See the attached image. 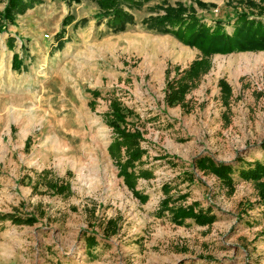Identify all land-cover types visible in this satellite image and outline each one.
Returning a JSON list of instances; mask_svg holds the SVG:
<instances>
[{"label":"rangeland","instance_id":"rangeland-1","mask_svg":"<svg viewBox=\"0 0 264 264\" xmlns=\"http://www.w3.org/2000/svg\"><path fill=\"white\" fill-rule=\"evenodd\" d=\"M7 3L0 0V213L36 220H0V264H264V204L256 183L240 176L256 160L264 163V50L211 55L210 70L183 104L168 106V78L204 55L143 24L182 5L210 25L223 20L232 33L235 15L252 10L247 0H151L117 33L97 25L95 0L71 7L42 0L11 20L2 16ZM69 12L75 20L58 36ZM14 29L11 51L5 39ZM26 44L27 70H10L14 46ZM222 79L231 86L227 101ZM115 97L130 111L128 127L143 133L147 153L136 171L153 173L137 179L145 202L108 150L115 135L104 115ZM200 156L234 163V189L199 168ZM51 182L69 188L61 192ZM167 196L170 205L210 207L217 219L176 224L168 211L159 213ZM111 219L116 233L106 228ZM88 235L96 246H87Z\"/></svg>","mask_w":264,"mask_h":264},{"label":"trees","instance_id":"trees-1","mask_svg":"<svg viewBox=\"0 0 264 264\" xmlns=\"http://www.w3.org/2000/svg\"><path fill=\"white\" fill-rule=\"evenodd\" d=\"M69 7L73 3H80L82 0H63ZM98 3L99 10L94 15L97 25L106 23L107 27L114 33L124 31L128 25L136 22L135 10L141 9L151 0H95ZM42 3V0H8V3L2 13L5 19H14L18 14L25 13L28 9ZM202 7L214 6L213 3L200 1ZM247 6L252 10L235 15L233 22L234 30L229 33L223 20L218 19L214 25L200 18L194 10L188 12L186 7L168 5L164 8L163 14L149 16L143 19L149 29L157 30L164 34H171L187 45L199 48L204 57L194 60L187 68L180 71L177 76L168 78L166 85L165 101L168 106H174L177 103L184 102L186 94L196 86L197 82L206 74L211 67L210 56L215 53H231L241 51H261L264 50V20L257 19L256 16L264 15V4L257 3L255 0H247ZM256 10V13L255 11ZM253 16L252 18H250ZM75 20V16L69 12L62 20V29L57 33L63 36L66 33V27ZM88 19L83 18L74 25H84ZM231 21V20H230ZM229 21V22H230ZM59 48L63 43L59 44ZM13 68L21 69L23 65L22 58L18 53L13 55ZM169 73V71H168ZM167 73V76H168ZM220 85L224 97L231 96V86L224 80H220ZM92 94L95 98L101 95V91L94 89ZM93 102V101H92ZM130 111H127L118 98L110 100V108L104 117L107 124L114 130V139L108 146L109 153L114 158L118 168L119 175L124 178L125 184L133 194L142 201H147L148 195L137 189V179L144 177L152 178V172L147 169L136 171L137 162L141 163L147 153L141 141L143 133L138 130H132L128 127L127 121ZM30 139V138H29ZM26 142V148L30 145V140ZM264 150V139L261 142ZM199 168L209 169L217 174L219 179L231 190L234 189L233 174L236 171L234 163L218 162L209 156H200L195 159ZM240 176L245 180H252L259 189L261 202L264 204V163L256 160L249 167L240 170ZM49 187L56 188L64 192L69 188L67 184L50 183ZM170 188L165 185L164 191L169 192ZM172 198L167 196L161 201L159 213L162 215L168 211L174 223L182 225L187 218H193L199 225H208L216 221L217 216L211 208H198V203L190 205H170ZM0 220H11L15 224H33L36 220L34 216L19 215L16 212L0 213ZM112 227V233L118 230L117 222L109 220L106 228ZM107 230V229H106ZM87 246L93 247L98 244L95 235H88Z\"/></svg>","mask_w":264,"mask_h":264},{"label":"crops","instance_id":"crops-1","mask_svg":"<svg viewBox=\"0 0 264 264\" xmlns=\"http://www.w3.org/2000/svg\"><path fill=\"white\" fill-rule=\"evenodd\" d=\"M18 31H17V29H14L11 33H9V35L7 36V38L5 39V44H6V49L7 50H11L10 49V45H12V44H14V45H16L17 44V40L15 39V38H17L18 37V35H19V33H17ZM33 39H35V38H32V40ZM31 40V41H32ZM30 41V42H31ZM28 44H26L25 45V47L23 46L22 47V49L20 50H17V46H14V48H15V53H18L19 54V57L20 58H22V61H23V65H22V67H21V69H19V70H15L14 68H13V63H11V65H10V70H14V71H18V72H22V71H26L27 70V66H25V62H24V59L26 60V58H27V56H29V54L28 53H30V52H32V49H29L28 48ZM0 47H2L1 46V44H0ZM12 51V50H11ZM13 53V52H12ZM32 54V53H31ZM9 59H12V54H11V57H9Z\"/></svg>","mask_w":264,"mask_h":264}]
</instances>
